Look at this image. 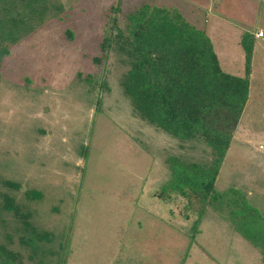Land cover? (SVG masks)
<instances>
[{"label":"rangeland","instance_id":"374dc122","mask_svg":"<svg viewBox=\"0 0 264 264\" xmlns=\"http://www.w3.org/2000/svg\"><path fill=\"white\" fill-rule=\"evenodd\" d=\"M47 2L51 12L10 49L0 68V192L14 195L31 209L32 223L50 232L45 264H263L218 212L207 209L190 242L196 214L185 209V199L153 196L169 176L167 156L201 161L210 149L202 143L181 147L176 138L135 117L120 84L126 67L112 56L93 62L117 0ZM142 3L157 0H121L120 14L125 17ZM224 21L243 34L264 28L261 14L249 23ZM224 30L210 32L215 52L225 72L242 75L240 56L223 53L218 43ZM262 59L257 51L250 99L215 186L241 189L264 214ZM79 72L103 77L105 88H86ZM1 179L21 183L22 190L5 188ZM26 189L41 197L28 203ZM2 219L12 234L14 219L0 214L2 235ZM12 238L14 246L17 238Z\"/></svg>","mask_w":264,"mask_h":264},{"label":"trees","instance_id":"16d2710c","mask_svg":"<svg viewBox=\"0 0 264 264\" xmlns=\"http://www.w3.org/2000/svg\"><path fill=\"white\" fill-rule=\"evenodd\" d=\"M120 5L117 0L109 8L114 17L109 19L110 28L93 62L99 64L112 56L126 67L120 84L135 117L176 138L181 147L202 143L210 149L201 161L167 156L164 165L169 176L153 196L169 201L177 194L185 199V209L196 214L190 242L207 209L218 212L258 251L264 264V214L241 189L215 186L249 97L254 35L245 32L241 37L244 73L239 76L221 68L209 35L187 21L178 8L142 3L123 17ZM47 12H51L47 0H0V68L10 49L34 33ZM77 75L90 90L106 86L103 77L99 81L93 74ZM1 184L22 190L17 181L1 179ZM23 194L28 203L41 197L31 189ZM3 212L14 219L15 226L11 234L1 220L5 231L0 232V264H26V260L45 264L50 232L38 229L31 221V209L9 192H0ZM13 235L17 238L14 246Z\"/></svg>","mask_w":264,"mask_h":264},{"label":"crops","instance_id":"0c3cea01","mask_svg":"<svg viewBox=\"0 0 264 264\" xmlns=\"http://www.w3.org/2000/svg\"><path fill=\"white\" fill-rule=\"evenodd\" d=\"M152 4H157L159 6H162V5L173 6V7L178 8L187 21L195 25L197 28L204 30L208 35H210V32H212V30H216V29L232 30L231 31L232 33L224 30V32L222 33L223 37L220 38V42L218 43H221V46H223L224 48L222 50L223 53H227L228 55L231 54L229 56H233V55L236 56L238 54L240 58L242 59L241 60L242 63H244V51L242 50L243 48L239 49V43L241 46V37L243 35V32H242L243 29L238 28V27L234 28L230 24L226 23L224 19L234 18L239 23L245 22V21L249 23V20L254 19L255 15L257 14H261L262 19H264L263 18L264 0H157V3H152ZM203 11H206L205 14H203ZM228 13L229 15H234V14L236 15L229 16L224 19L218 18L217 14H222L224 16H227ZM212 14H214L216 17L214 18ZM233 30H235L236 33H233ZM258 30H262L263 32L262 38L255 36V33H256L255 30L250 32L255 37L254 52L252 55V62H251L252 72L250 74V78L253 75L255 58H257V51L258 52L260 51L261 53L264 54V50H263L264 49V28H259ZM212 43L214 44L213 41ZM213 46L215 48V44ZM216 54L219 60V64L221 66L219 54L218 53ZM228 57L223 59L224 61H226L225 65L227 67H229V61H230ZM257 61H259V59H257ZM263 61L264 59H262V63ZM263 66H264V63H263ZM243 73H244V67H243ZM235 75H238V74H235ZM249 99L250 97H248L247 102H249Z\"/></svg>","mask_w":264,"mask_h":264},{"label":"built area","instance_id":"2783aa9c","mask_svg":"<svg viewBox=\"0 0 264 264\" xmlns=\"http://www.w3.org/2000/svg\"><path fill=\"white\" fill-rule=\"evenodd\" d=\"M255 36L256 37H263V32L259 31V32L255 33Z\"/></svg>","mask_w":264,"mask_h":264}]
</instances>
